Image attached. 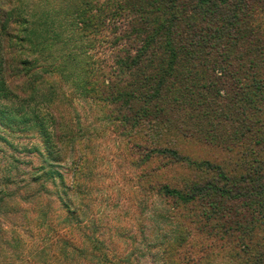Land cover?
<instances>
[{
	"label": "trees",
	"instance_id": "16d2710c",
	"mask_svg": "<svg viewBox=\"0 0 264 264\" xmlns=\"http://www.w3.org/2000/svg\"><path fill=\"white\" fill-rule=\"evenodd\" d=\"M62 2L3 14L0 7V102L17 104L2 110L38 126L50 155L73 144L60 77L105 110L119 134L177 133L218 148L227 158L215 163L149 148L151 138L134 146L145 162L161 158L202 174L199 183L161 184L156 195L199 206L193 223L212 244L228 245L232 263L264 264V0ZM101 18L115 38L109 66L97 67L92 81L80 47L92 20L105 25ZM11 78L30 94L17 95Z\"/></svg>",
	"mask_w": 264,
	"mask_h": 264
},
{
	"label": "rangeland",
	"instance_id": "374dc122",
	"mask_svg": "<svg viewBox=\"0 0 264 264\" xmlns=\"http://www.w3.org/2000/svg\"><path fill=\"white\" fill-rule=\"evenodd\" d=\"M46 1L47 10L66 4ZM29 2L42 6L39 0H0L1 14ZM101 20L106 26L92 20L80 47L92 81L97 67L109 66L115 38L112 22ZM9 80L17 95L30 94L22 79ZM55 85L68 100L64 120L74 140L51 148V155L38 126L2 110L16 101L0 102V264H235L228 245L212 244L193 223L199 206L156 195L161 184L199 183L202 174L161 158L145 162L134 146L155 141L152 132L119 134L102 119L105 110L70 82L59 77ZM146 146H168L197 161L227 158L177 133L160 134Z\"/></svg>",
	"mask_w": 264,
	"mask_h": 264
}]
</instances>
